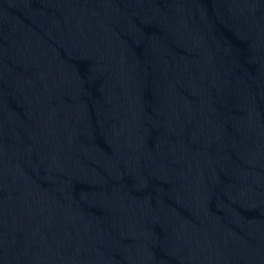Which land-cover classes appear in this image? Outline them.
I'll return each instance as SVG.
<instances>
[{"label": "water", "instance_id": "water-1", "mask_svg": "<svg viewBox=\"0 0 264 264\" xmlns=\"http://www.w3.org/2000/svg\"><path fill=\"white\" fill-rule=\"evenodd\" d=\"M0 264H264V0H0Z\"/></svg>", "mask_w": 264, "mask_h": 264}]
</instances>
